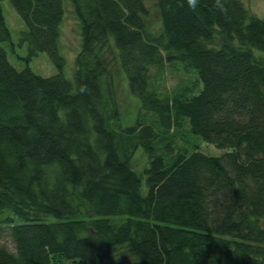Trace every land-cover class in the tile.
Here are the masks:
<instances>
[{
    "label": "trees",
    "instance_id": "16d2710c",
    "mask_svg": "<svg viewBox=\"0 0 264 264\" xmlns=\"http://www.w3.org/2000/svg\"><path fill=\"white\" fill-rule=\"evenodd\" d=\"M8 1L25 26L16 71L0 46V264H264V21L240 0H68L79 25L72 80L62 0ZM154 2L159 32L145 28ZM9 39L0 12V44ZM149 124L119 126L111 63ZM176 63L196 91L159 97L150 68ZM201 86V87H200ZM200 88V89H199ZM185 127L220 156L175 145ZM140 149L146 166L131 167ZM142 179L146 192L141 193Z\"/></svg>",
    "mask_w": 264,
    "mask_h": 264
},
{
    "label": "rangeland",
    "instance_id": "374dc122",
    "mask_svg": "<svg viewBox=\"0 0 264 264\" xmlns=\"http://www.w3.org/2000/svg\"><path fill=\"white\" fill-rule=\"evenodd\" d=\"M240 2L251 14L264 21V0H240ZM62 5L63 18L60 25L59 53L64 60V64L61 75L65 80L71 82L74 58L79 51V25L69 1L62 0ZM144 8L147 12L144 21L146 31L151 35H156L159 32L160 21L155 3L144 2ZM0 12L9 33V39L0 44L5 52L8 63L16 71H21L25 67H28L35 75L43 78L56 75L57 70L51 64L46 54L38 53L31 60H26V45L20 43V35L25 31V26L8 1H0ZM255 56L264 59V54L255 52ZM113 60L108 76L101 79L107 110L108 105L109 108L113 104L115 105L119 114V126L121 127L131 126L136 121L149 124V122L153 121V115L141 110L138 100L128 93L125 78L119 71L115 58ZM149 85L157 92L159 97L183 91H186V94L190 95L198 87L195 76L191 72H184L180 65L176 63L164 64L160 68H150ZM175 145L177 147H185L188 151L196 149L209 156H220L225 152L205 144L198 137L192 136L186 131L185 127L175 137ZM145 163V156L141 150H136L132 157V169L140 173L143 167L146 166ZM145 192L144 179H142V195ZM0 246L12 251V245L7 235L0 236Z\"/></svg>",
    "mask_w": 264,
    "mask_h": 264
},
{
    "label": "clouds",
    "instance_id": "9594fccd",
    "mask_svg": "<svg viewBox=\"0 0 264 264\" xmlns=\"http://www.w3.org/2000/svg\"><path fill=\"white\" fill-rule=\"evenodd\" d=\"M187 3L189 7L194 10L197 7L198 0H187ZM215 7L219 9L222 13H226L227 11L224 0H215Z\"/></svg>",
    "mask_w": 264,
    "mask_h": 264
}]
</instances>
